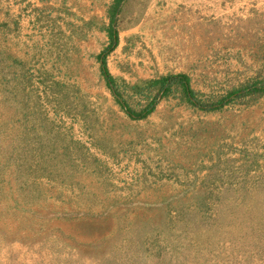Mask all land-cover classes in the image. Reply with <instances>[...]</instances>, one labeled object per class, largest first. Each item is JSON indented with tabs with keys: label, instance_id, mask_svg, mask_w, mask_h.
Returning a JSON list of instances; mask_svg holds the SVG:
<instances>
[{
	"label": "rangeland",
	"instance_id": "obj_1",
	"mask_svg": "<svg viewBox=\"0 0 264 264\" xmlns=\"http://www.w3.org/2000/svg\"><path fill=\"white\" fill-rule=\"evenodd\" d=\"M112 2L0 0V264H264V97L136 119L99 59L225 95L264 71V0H125L110 50Z\"/></svg>",
	"mask_w": 264,
	"mask_h": 264
},
{
	"label": "trees",
	"instance_id": "obj_2",
	"mask_svg": "<svg viewBox=\"0 0 264 264\" xmlns=\"http://www.w3.org/2000/svg\"><path fill=\"white\" fill-rule=\"evenodd\" d=\"M125 0H113L109 7L111 18L110 37L111 42L108 48L111 50L117 43V34L114 30L116 15L120 11ZM103 63V73L109 83V86L115 94L118 102L120 101L131 117L136 119L147 118L152 114L159 103L164 98L175 96L191 106L201 107L206 111L217 110L223 105L240 100L241 102L252 103L261 97H264V71L256 77L251 78L242 87L229 91L225 95H204L194 89L191 85V79L184 73L167 74L158 78L147 80L142 84H128L118 78H115L107 69L106 56L99 55ZM15 98L22 102L20 94H14ZM138 97L144 105L140 109H135L129 103L130 99ZM120 104V103H119Z\"/></svg>",
	"mask_w": 264,
	"mask_h": 264
}]
</instances>
